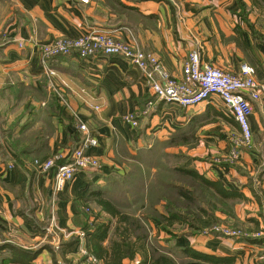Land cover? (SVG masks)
I'll return each instance as SVG.
<instances>
[{
    "label": "crops",
    "instance_id": "0c3cea01",
    "mask_svg": "<svg viewBox=\"0 0 264 264\" xmlns=\"http://www.w3.org/2000/svg\"><path fill=\"white\" fill-rule=\"evenodd\" d=\"M242 2L244 13L238 0H0V256L6 264L13 256L10 246L37 252L30 264H55L45 247H36L43 232L39 220L49 213L62 233L72 235L83 220L88 222L82 210L95 192L112 190L115 182L124 189L135 155L149 150L151 140L171 137L199 175L220 180L237 194L227 201L230 210L215 212L218 220L247 231L264 229V90L250 101V146L229 163L230 137L240 134L217 97L186 109L159 101L143 73L115 55L57 57L46 63L54 72L49 77L39 51L60 38L105 31L123 42L133 39L172 77L181 78L188 54L197 51L202 64L226 73L250 65L264 85V2ZM16 106L20 111L12 112ZM129 113H135L136 128L123 120ZM78 120L98 142L88 153L99 166L80 172L54 196L55 170L43 173L40 164L80 145ZM121 193L126 200L139 199L128 189ZM163 206V201L154 206L158 215L165 214ZM140 211L128 214L139 218ZM147 224L150 242L176 264H264V238L189 233L183 225L164 226L157 217ZM176 227L185 229L174 234ZM84 242L90 251L86 237ZM76 244L57 256V263H75ZM184 249L203 258L193 259ZM12 262L21 264L15 257ZM140 262L136 253L121 264Z\"/></svg>",
    "mask_w": 264,
    "mask_h": 264
},
{
    "label": "built area",
    "instance_id": "2783aa9c",
    "mask_svg": "<svg viewBox=\"0 0 264 264\" xmlns=\"http://www.w3.org/2000/svg\"><path fill=\"white\" fill-rule=\"evenodd\" d=\"M87 3V0H80ZM41 63L47 76H54V72L46 63L57 57H66L76 54L81 59H90L97 56H121L137 67L144 75L154 98L181 108H190L217 97L223 106L232 115L240 134L238 144L228 153L226 161L236 162L240 157L239 148L251 141L249 117L251 115L250 101L259 99V93L264 85L259 84L255 78V69L247 64L240 66L237 74H230L207 64H202L197 51L188 54L182 67L181 78L172 77L163 65L154 57L145 55L138 44L131 41L123 42L104 31L92 30L74 38H60L39 48ZM153 101L148 102L151 109ZM124 122L133 128L138 126L135 113L124 116ZM77 131L80 134V145L65 155L61 151L40 164L41 172L48 173L55 170L53 195L60 193L77 174L89 169H97L98 161L88 154L89 150L98 146L86 122L77 121ZM222 162V161H221ZM212 233L221 237L235 239H261L264 238V229L252 233L241 234L225 227H212ZM79 251L84 253L89 262L96 263L92 255L87 252L83 244L84 233L81 234ZM241 237V238H239Z\"/></svg>",
    "mask_w": 264,
    "mask_h": 264
},
{
    "label": "trees",
    "instance_id": "16d2710c",
    "mask_svg": "<svg viewBox=\"0 0 264 264\" xmlns=\"http://www.w3.org/2000/svg\"><path fill=\"white\" fill-rule=\"evenodd\" d=\"M259 1L264 2V0ZM238 4L241 13H244L245 5L242 0H238ZM173 140L174 137H171L169 140L154 143L153 148L149 150L151 161H148L141 154L142 152L149 153V151L138 152L133 158L135 161L133 164L135 165L131 164L130 166V169L135 168L136 164L139 165L140 163L149 166L148 174L152 178V182L145 183L147 186L144 189V196L140 197V201H143L144 198L146 202L140 205L141 211L145 212V216L142 215L136 218L121 211L112 200L103 197L101 191L93 194L91 201L99 206L110 219L105 222L94 220L90 226L81 229L88 239L90 254L95 259L96 264H121L124 258L133 259L136 253L141 256L140 264H176L173 259L160 253L159 249L150 242L147 230L149 217H157L164 226L183 225L190 232L198 233L214 225L218 221L215 212H221L220 208L216 206L217 204L206 201V197L215 200L221 207H224L228 200L237 195L227 191L220 180L211 181L199 175L191 166L192 159L186 156L182 157V165L171 168L163 163L162 157L165 154L163 156L151 154V152H155L164 145H172ZM152 169H154V172H151ZM135 174V172L129 171L127 180L123 181V183L127 181L125 188L131 193L133 191H131L128 184L131 185L134 180L137 179L138 184L144 185V176L138 178ZM128 181H131V183H128ZM114 184L118 185L119 183L115 182ZM147 201H149V204ZM161 201L164 202V215H158L154 210V206ZM124 207H128V204ZM104 242H107L106 246H104ZM76 243V240H69V242L61 243L57 250L51 246L45 248L52 254L55 264H58L56 261L57 256L64 257L65 251ZM10 249L13 256L8 259V264L12 262L14 257L21 264H30V261L37 255V252L30 254L16 250L12 246H10ZM183 252L193 259L203 258L202 255L188 249H184ZM12 264L17 263L12 262ZM62 264L93 263L87 262L85 257H80L75 263L72 260L63 259Z\"/></svg>",
    "mask_w": 264,
    "mask_h": 264
},
{
    "label": "rangeland",
    "instance_id": "374dc122",
    "mask_svg": "<svg viewBox=\"0 0 264 264\" xmlns=\"http://www.w3.org/2000/svg\"><path fill=\"white\" fill-rule=\"evenodd\" d=\"M18 111H20V106H19V108L16 106V108H14L12 110V112H18ZM1 123L2 122L0 121V125H1ZM230 138H231V142L230 143H232V147L233 146L235 147L238 144L239 140H240V136L236 135V136H231ZM80 139H81V137H80ZM169 139H167V140H169ZM151 141H152L151 142L152 144H151L150 149L153 148V144L156 143L158 140H155V141L151 140ZM250 143H251V141L248 144L242 145L239 148L240 153H242L243 150H245L246 148H248L250 146ZM180 146H181V144L179 142H177V141L175 142L174 141V143L172 145H169V146L164 145V146L158 148L155 152H151V154H156L157 156L158 155L163 156L165 154V156L162 157V159L164 161L163 163L165 165H167L168 167L173 168L175 166H180V165L183 164L182 157L185 154L182 153L181 149H179ZM149 150H147V151H149ZM62 153H64V152H62ZM141 154L144 155V157L148 161H151L150 151H149V153L148 152H142ZM90 156L95 157L93 155H90ZM213 163H215V160H214ZM132 165H135V164H132ZM137 165L138 164H136V167L135 168H133V169L131 168L130 171L135 172L136 173L135 175L138 178H139V176H144V180H143L144 185L141 184V183L138 184V182L136 181L137 179L134 180L131 185L128 184L129 187H131V191H133V193H132L133 196L134 197H139V199L137 201H135L134 199L131 201V200H126V199L122 198L123 195H122L121 192L124 191V190H127V189L126 188L123 189V188L119 187L118 185H114V187H112V190H109V188H106L105 189L104 187H101L100 188L101 189L100 191H102V188L105 189L104 193H101L103 197H105L106 199L112 200L115 204H117V208L120 209L121 211H125V212L131 213V214H136L141 209L140 208V205L146 203L145 200H144V198H143V201H140V197L144 196V192H145L144 189H146L147 184L149 182H152V178L148 174L149 166H147L146 164H143V163H140L138 165V167H137ZM98 166H99V162H98ZM151 172H154V169H152ZM145 183H147V184H145ZM206 201H211L213 204H217L216 206L219 207L221 211H223L225 208L228 209V210H230V205L228 203L225 204L226 206L221 207V205H219L215 200L208 199V197H206ZM147 202L149 204V201H147ZM127 204H128V207H124ZM82 211H83L84 218L85 217H89V220H88V222H85L83 220L82 221V224L79 225L78 230L76 232H74L72 235H66L64 232H63L64 233L63 234L62 231H60V229L58 228V225H56L57 223H56V219L54 218V216H50V214L48 213L47 217H42V219L39 220L38 223L43 228V232L41 234L40 240L37 242L36 247L37 248H42V247H46V246H51L55 250H57L58 247L60 246V244L63 241L65 242V241H69V240H73V241L76 240L77 241V244H76L77 245V251H76L77 253H76V256L74 257V259H76L75 261H77L80 257H85L86 260H87V262L90 261L89 259H87V256L84 255L83 252L81 253L79 251V248H80L79 243H80V240H81V237H82L81 234L83 232L81 229H82V227L90 226V224L94 220L95 221L97 220L98 222L108 221V216L104 215V213H102L101 211H99L98 208H97V206L95 205V203L93 201H92V203H89L88 205H84ZM218 212H220V211H218ZM140 214L141 215H144L145 212L140 211ZM231 223H225V222H223L221 220H218L210 228H207L204 231L199 232V233L201 235H203V234H209V235L217 236L218 234L212 233L213 232L212 231V227H215V226H221V227L223 226V227H225V228H227V229H229L231 231H239L243 235H245L244 233H252V232H254V231H247V230L243 229L242 227H240L235 222H232L231 221ZM148 229L150 230V226L147 224V230ZM183 229H185V228H183V227H176L172 231L175 232L174 234H177V233L180 234V233L183 232ZM189 233H194V232L191 231ZM148 234H150L149 231H148ZM63 235L66 238H64ZM218 236H220V235H218ZM239 238H241V237H239ZM82 240H83V244H84V246L86 248L84 250H86L88 252V248L86 247L85 242H84L85 241V238H83ZM89 253H90V251H89ZM0 264H6L2 260V257L1 256H0ZM58 264H62V262L61 263H58Z\"/></svg>",
    "mask_w": 264,
    "mask_h": 264
}]
</instances>
